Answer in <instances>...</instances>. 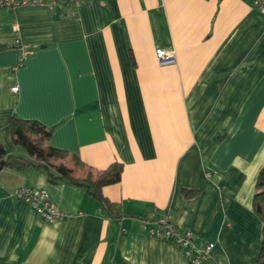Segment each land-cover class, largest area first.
Instances as JSON below:
<instances>
[{
    "label": "crops",
    "instance_id": "obj_1",
    "mask_svg": "<svg viewBox=\"0 0 264 264\" xmlns=\"http://www.w3.org/2000/svg\"><path fill=\"white\" fill-rule=\"evenodd\" d=\"M62 8L0 5V42L12 45L0 51V141L27 155L9 119H37L77 176H86L77 158L94 171L121 163V179L103 193L122 215L43 168L0 170V264H190L141 224L167 211L196 240L216 243L205 264H256L264 10L249 0H82L68 16ZM158 47L174 61L161 64ZM22 186L45 189L64 215L46 220L13 194Z\"/></svg>",
    "mask_w": 264,
    "mask_h": 264
},
{
    "label": "trees",
    "instance_id": "obj_2",
    "mask_svg": "<svg viewBox=\"0 0 264 264\" xmlns=\"http://www.w3.org/2000/svg\"><path fill=\"white\" fill-rule=\"evenodd\" d=\"M62 11L64 15L68 16L65 9L62 8ZM11 46L8 43L0 42V51ZM9 127L14 144L23 148L27 152V155L8 153L0 141V170L11 168L23 171L30 167L43 168L47 171L48 177L52 182L66 179L76 185L84 186L94 198L104 205L112 217L122 215L117 203L111 201L103 193L104 185L117 182L121 179V163L113 162L105 169L94 171L91 166H87L85 162L77 158L76 163L79 166L88 168V175L79 177L64 161H61L58 166H53L51 163L53 158L63 160L68 154L66 150L57 148L51 143V127H47L37 119L20 118L14 115L9 119ZM186 193L191 194L193 191L186 190ZM253 208L262 223V240L256 264H264V165L258 174Z\"/></svg>",
    "mask_w": 264,
    "mask_h": 264
},
{
    "label": "built area",
    "instance_id": "obj_3",
    "mask_svg": "<svg viewBox=\"0 0 264 264\" xmlns=\"http://www.w3.org/2000/svg\"><path fill=\"white\" fill-rule=\"evenodd\" d=\"M82 0H1V6H19L23 4H44L52 9L63 7L68 15H74ZM250 4L264 10V0H249ZM156 54L161 64L174 61V53L162 47L156 49ZM18 90V86L12 88ZM18 198L29 202L35 210L46 220H55L64 215V211L58 209L49 200L47 191L43 188L22 186L14 193ZM143 228L150 234L160 238L172 240L183 250L184 256L190 264H205L213 256L216 243L198 241L191 230L179 228L172 215L167 211L155 216L153 212L140 218Z\"/></svg>",
    "mask_w": 264,
    "mask_h": 264
},
{
    "label": "rangeland",
    "instance_id": "obj_4",
    "mask_svg": "<svg viewBox=\"0 0 264 264\" xmlns=\"http://www.w3.org/2000/svg\"><path fill=\"white\" fill-rule=\"evenodd\" d=\"M67 159H68V157H64L63 160L60 159V158H53V159L51 160V163H55L56 161H54V160H60V162H61V161H65V162H66ZM74 165H75L76 168H78L79 170H83V171L86 173V176L88 175V168H86V167H82V166H79L77 163H75Z\"/></svg>",
    "mask_w": 264,
    "mask_h": 264
}]
</instances>
